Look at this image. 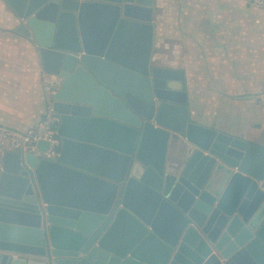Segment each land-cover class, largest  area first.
<instances>
[{"label": "water", "instance_id": "1", "mask_svg": "<svg viewBox=\"0 0 264 264\" xmlns=\"http://www.w3.org/2000/svg\"><path fill=\"white\" fill-rule=\"evenodd\" d=\"M5 1L62 83L56 160L0 162V264H264V148L191 120L153 0Z\"/></svg>", "mask_w": 264, "mask_h": 264}, {"label": "crops", "instance_id": "2", "mask_svg": "<svg viewBox=\"0 0 264 264\" xmlns=\"http://www.w3.org/2000/svg\"><path fill=\"white\" fill-rule=\"evenodd\" d=\"M0 0V127L25 130L50 106L36 45ZM153 65L184 74L195 123L264 148V8L248 0H153Z\"/></svg>", "mask_w": 264, "mask_h": 264}, {"label": "built area", "instance_id": "3", "mask_svg": "<svg viewBox=\"0 0 264 264\" xmlns=\"http://www.w3.org/2000/svg\"><path fill=\"white\" fill-rule=\"evenodd\" d=\"M256 8H264V0H252ZM42 82L48 92L53 96L60 88L62 77L41 71ZM256 101L264 106V88L256 95ZM59 117L51 106L47 109L44 118L36 125L25 130L0 127V162L7 152L30 153L39 159L54 161L59 156L60 138L57 135ZM39 141L48 143L42 151L37 148Z\"/></svg>", "mask_w": 264, "mask_h": 264}]
</instances>
